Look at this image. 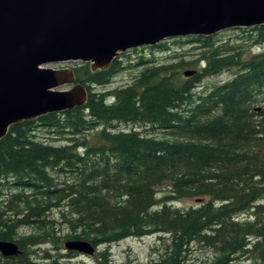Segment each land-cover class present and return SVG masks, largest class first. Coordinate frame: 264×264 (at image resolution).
Segmentation results:
<instances>
[{"label": "trees", "instance_id": "obj_1", "mask_svg": "<svg viewBox=\"0 0 264 264\" xmlns=\"http://www.w3.org/2000/svg\"><path fill=\"white\" fill-rule=\"evenodd\" d=\"M237 31L129 50L107 69L71 63L85 104L13 124L0 140V241L20 251L0 264H35L41 245L58 252L40 259L71 264L80 254L69 243L150 236L159 255L142 264H264V24ZM252 47L262 50L245 59ZM138 51L150 58L127 60ZM182 200L195 204L173 206ZM193 245L212 259L195 262ZM93 264H114L108 249Z\"/></svg>", "mask_w": 264, "mask_h": 264}, {"label": "water", "instance_id": "obj_2", "mask_svg": "<svg viewBox=\"0 0 264 264\" xmlns=\"http://www.w3.org/2000/svg\"><path fill=\"white\" fill-rule=\"evenodd\" d=\"M263 24L264 0H0V140L13 124L85 104L70 68L45 66L107 69L129 50ZM66 248L95 253L86 242ZM19 254L0 241L3 258Z\"/></svg>", "mask_w": 264, "mask_h": 264}, {"label": "rangeland", "instance_id": "obj_3", "mask_svg": "<svg viewBox=\"0 0 264 264\" xmlns=\"http://www.w3.org/2000/svg\"><path fill=\"white\" fill-rule=\"evenodd\" d=\"M220 34L226 35V38H234L236 34H238L237 30H229V31H224L220 32ZM262 50V47H252L249 50L246 51L244 58L248 59L250 56L259 53ZM138 54H133L128 56V59H131V62H136L135 57L139 55H144L146 56L147 59L150 57L147 56L146 54L148 52H140L138 51ZM165 58L164 55L160 57V59ZM159 59V58H158ZM134 60V61H133ZM71 63H66V64H52L45 66V68H51V69H62V68H69ZM140 68V67H138ZM136 70V71H135ZM134 71V72H133ZM133 72V73H132ZM137 72V69H132L131 71L124 70L123 72L119 73L116 75V77L111 81V84L107 87V89H113L119 86H122L126 84L130 77L133 76ZM230 74L228 72H225L219 76L216 77H211L203 81V83L200 85V89L204 88H210L213 85L221 84L226 82L227 80L230 79ZM119 128H122L123 130H131V126H119ZM143 128H137V130H141ZM163 131L157 130L154 131V133L158 134V136H162ZM46 135L43 133H40V137L44 138ZM63 143L61 142H56L55 145H61ZM166 193V188H164L161 192H159L158 197H163L164 194ZM195 204L194 200H182V201H176L173 206L179 209H186L187 207L193 206ZM56 217V216H55ZM20 231H30L28 229H21ZM63 247V246H62ZM159 246V242L157 240L156 236H150V237H144L142 239H137V238H129L126 240H123L117 244L111 245L109 247L107 246H98L95 249V253L91 256L88 255H82L80 254L78 257L75 259H72L71 264H93L94 261V256L96 252L102 251L104 249H108L111 255V260L114 264H121V263H126V262H131V263H146L150 260L157 259L158 257V252H155L154 248ZM191 251V256L195 262H207L213 257V252L209 249L199 247L197 245H193ZM36 250V259L34 260L35 264H49L50 261H45L40 255L43 251H48L50 254L53 256L57 254L58 251L54 250V248L51 245H41L40 247L35 248ZM61 253H65V251H61ZM235 264H258L255 261L252 260H247V259H241L237 261Z\"/></svg>", "mask_w": 264, "mask_h": 264}, {"label": "bare ground", "instance_id": "obj_4", "mask_svg": "<svg viewBox=\"0 0 264 264\" xmlns=\"http://www.w3.org/2000/svg\"><path fill=\"white\" fill-rule=\"evenodd\" d=\"M219 34V33H218Z\"/></svg>", "mask_w": 264, "mask_h": 264}]
</instances>
